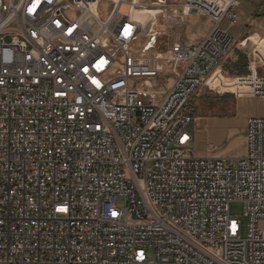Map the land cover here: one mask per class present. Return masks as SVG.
I'll return each instance as SVG.
<instances>
[{
	"label": "built area",
	"instance_id": "built-area-1",
	"mask_svg": "<svg viewBox=\"0 0 264 264\" xmlns=\"http://www.w3.org/2000/svg\"><path fill=\"white\" fill-rule=\"evenodd\" d=\"M149 1L212 23L165 53L171 77L109 32L122 0H0V264H264V118L243 158L189 151L188 107L234 46L219 26L237 0ZM233 81L264 99V78Z\"/></svg>",
	"mask_w": 264,
	"mask_h": 264
},
{
	"label": "crops",
	"instance_id": "crops-1",
	"mask_svg": "<svg viewBox=\"0 0 264 264\" xmlns=\"http://www.w3.org/2000/svg\"><path fill=\"white\" fill-rule=\"evenodd\" d=\"M174 12L172 11V13ZM232 12L238 17L239 27L237 31L233 34L229 33V27L232 24L228 21H226L228 23V29L222 31L233 38L234 46L215 73L223 78L222 80L225 83L224 87L226 90L222 91L218 87L213 88L210 85V87L206 88L196 97L198 98L199 104L194 103L197 100L195 99L192 102L193 104L191 103L188 107L194 122H197V130L199 129L201 138L205 139L209 151H212L213 146H215L212 140L213 137L217 134L221 135L222 142L220 145L225 146L218 153L212 151V154L208 156L212 159H226V153L232 159L243 158L246 155L247 120L249 118H264V99L251 98L247 91L240 90L233 81L234 79L247 78L251 74H254L257 78H264V0H237V3L232 8ZM180 15H174L173 17L175 19L183 17L187 21L191 18H206L193 14L184 15L183 10H181ZM148 18L150 19L152 17L147 16L146 20ZM206 19L207 28L203 31L198 29L194 30L192 25H187V41L181 43L175 40L171 46H192L201 41L208 35L212 28V23L208 18ZM175 21L181 23L178 20ZM157 33V39L155 41L153 40V49L157 46L158 38H162L165 35L163 31L159 30V27ZM148 36L149 34L146 37ZM147 43H149V40ZM166 66L171 67V76L177 73L178 66L176 64ZM167 80L170 81L168 86L170 88L172 80L170 78ZM205 91L215 92L216 99L214 101L206 100L204 97L208 93ZM258 227L264 231V222H260Z\"/></svg>",
	"mask_w": 264,
	"mask_h": 264
},
{
	"label": "rangeland",
	"instance_id": "rangeland-1",
	"mask_svg": "<svg viewBox=\"0 0 264 264\" xmlns=\"http://www.w3.org/2000/svg\"><path fill=\"white\" fill-rule=\"evenodd\" d=\"M171 2H172L171 0H167V3H171ZM150 3L151 2L149 0H146L144 3H142V5H143L142 8L159 9V8L150 7ZM172 11H175L174 12L175 14L172 13ZM99 13H100L101 20L103 22H105L111 14V5L106 1H101L100 5H99ZM180 14H181V9L179 7H175V8L168 9L166 15L173 17L174 15L181 16ZM158 20H159V23H158ZM179 20L181 23H177L176 21L171 23L166 19V16L164 18H161V16H160L159 18H156V19H147V20L146 19L140 20V19H134V18H129V17L127 18L126 8L121 5L116 10L115 20H114L112 26L117 28L116 32H119V30H120L119 39L121 41H124L125 43L127 42V40H125L126 37H129V36H130V38L138 37V40H136V42H134V44L130 48V53L133 56H140V50L144 48V46L146 45V43L149 40V38L146 37L149 34L148 31L153 30V31L157 32V29L159 27V30L163 31L165 33V35L162 38L161 37L158 38L157 46L152 51H150L147 55H145V57L146 58L150 57V56L154 57L155 55L160 54L161 57L156 60L157 61L156 63L158 65L163 66V70H165L166 76H171V73H172L171 69H170L171 67L166 66L165 62L163 61V60H167V55L165 53L169 50V47L171 46V44L175 40H177L181 43H183V41H187V25H192V28L194 30L198 29V30L203 31L205 28H207V19L206 18H200V19L191 18L189 21H187V19L184 20L182 17H179ZM156 22H157V24H156ZM238 27L239 26H238V22H237V24L229 27V33L230 34L235 33L237 31ZM219 29L221 31L228 29V23L226 21H223L220 24ZM165 45H167V46H165ZM214 78H215V80H214ZM222 79L223 78H221L219 76V74L213 75L209 86L211 85V87H213V88L218 87L219 90H222V91L226 90L224 87L225 83ZM169 84H170L169 80L164 81V82L158 81L154 84V89H152V91L156 92V101L157 102L162 100L163 92L166 89H168ZM203 91H201V92H203ZM205 92H207V91H205ZM207 93H208L207 96L204 97V98H206V100L209 99V101H214L216 99L215 98L216 97L215 92L212 91V92H207ZM195 99H197V100H195ZM193 100H195L194 103L199 104L198 98H194ZM193 100H192V102H193ZM201 113H200V115H201ZM187 130L193 138V142L190 146L189 151L196 158H209L208 156L210 154H212V151L214 153H218L225 146V145L224 146L220 145V143L222 142L221 135L217 134L212 139L215 146H213L214 148L212 151H209L207 148V143H206L205 139L201 138V134L199 132V129L197 130V122L196 121L189 124ZM229 159H232V158L229 157L228 153H226V160H229ZM123 203H124L123 201H120L119 206L123 205ZM229 209H230L231 215L239 218V220L241 221V223L243 225V229H244L246 220L243 218V213H244L243 206L241 204H238V203H233L230 205ZM243 235H244V232H243ZM147 253L151 254V250H147Z\"/></svg>",
	"mask_w": 264,
	"mask_h": 264
},
{
	"label": "bare ground",
	"instance_id": "bare-ground-1",
	"mask_svg": "<svg viewBox=\"0 0 264 264\" xmlns=\"http://www.w3.org/2000/svg\"><path fill=\"white\" fill-rule=\"evenodd\" d=\"M122 1H123V3H121L120 6L122 5V6H124L126 8V16H127V18L129 17V18H134V19H140V20H142V19H146L147 16L148 17L151 16L152 18H150V19H156V18H158V15L161 14L159 12V9H147V8L132 9L131 6H130V4L135 3L134 1H132V0H122ZM153 13H154V15H152ZM161 18H164V16H161ZM114 20H115V15H114L113 19L110 21V23L108 25L109 32L112 33V34H116L118 36V38H119V35L116 32L117 28L112 26ZM148 32H149V36H148L149 37V43H147L144 46V47H147V48H146V51H144V54L142 56H145V54L147 52H149L150 49H152V44L154 42L152 36L158 34L157 32H155L153 30H149ZM151 40H152V42H151ZM120 42L125 43L124 41H121V40H120ZM212 77H211V79H212ZM211 79L209 81V84L211 82Z\"/></svg>",
	"mask_w": 264,
	"mask_h": 264
}]
</instances>
